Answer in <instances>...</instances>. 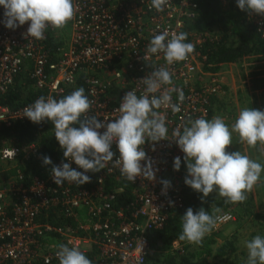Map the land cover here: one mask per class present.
Listing matches in <instances>:
<instances>
[{
  "label": "built area",
  "instance_id": "obj_1",
  "mask_svg": "<svg viewBox=\"0 0 264 264\" xmlns=\"http://www.w3.org/2000/svg\"><path fill=\"white\" fill-rule=\"evenodd\" d=\"M73 4L74 17L67 22L69 37L63 28L49 26L45 38L39 40L26 38L30 22L14 30L5 27L0 6V125L30 121L23 116L26 106L40 96L59 100L69 87L85 89L93 101L90 114L101 121L116 119V109L127 91L143 94L145 85L140 79L152 71L147 63L166 66L172 73L173 85H165L161 91L175 87L185 95L179 113L156 109L166 118L169 138L178 127L182 132L188 118L209 116L210 100L221 94L223 84L219 74L202 69L206 56L197 48L205 38L193 29L198 18L196 0H169L162 12L150 7L151 0H73ZM247 14L264 37V16ZM165 30L169 38L172 33L187 32L185 42L194 44V52L172 65L166 64L163 53L149 54V60L144 61L152 36ZM51 36L60 42L54 50L47 45ZM22 71L41 94L22 106L2 103L1 97ZM171 96L178 102L176 92ZM143 148L158 171L154 181L143 177L130 181L133 199L129 202L120 201L126 194L125 178L112 162L99 172L86 173L90 182L77 185L66 181L57 186L52 167L30 179H24L21 171L2 173L16 167L17 160L37 158L36 142L0 148V264H60L55 253L61 243L91 255L92 264H150L149 232L163 229L171 213L185 204L183 178L173 168L174 158L180 156L182 164L184 153L169 140L146 142ZM112 150L118 157L115 143ZM63 162L83 171L74 161L65 158ZM163 179L171 182L166 194L162 192ZM231 218L228 213L217 216L214 229Z\"/></svg>",
  "mask_w": 264,
  "mask_h": 264
},
{
  "label": "clouds",
  "instance_id": "obj_2",
  "mask_svg": "<svg viewBox=\"0 0 264 264\" xmlns=\"http://www.w3.org/2000/svg\"><path fill=\"white\" fill-rule=\"evenodd\" d=\"M168 3L169 0H151L150 7L162 12ZM236 4L241 11L264 16V0H236ZM0 6L4 8L5 27L14 30L30 22L25 36L38 40L45 38V30L49 26L61 29L75 14L73 0H0ZM169 35L165 30L152 36L142 59L148 61L149 54L163 53L167 65L187 60L195 49L193 43L185 42L188 33H172L170 38ZM147 64L152 71L140 79L145 85L143 94L138 96L135 90L127 91L116 109L119 117L111 121H101L90 114L93 101L85 95L83 87L59 100L40 96L24 108L23 116L33 123L51 121L63 156L83 170L78 171L71 163L63 161L61 165H53L51 176L54 183L62 186L66 181L77 185L90 182L91 177L86 173L99 172L109 162L132 183L137 177L154 181L158 169L153 167L154 162L147 156L143 145L169 140L175 141L184 153L187 169L184 183L202 193L201 200L216 191L225 198V203L244 202L247 193L259 181L264 165L240 151L228 152L226 149L232 144L233 133L238 134L240 141L250 147H256L258 142L264 145V111L242 108L231 130L220 116H214L211 120L188 118L182 124V132L178 127L169 138L166 118L156 109L170 108L173 113H179L185 95L182 89L175 87L161 91L163 86L173 85L172 73L166 66L157 68L151 63ZM157 92L160 95H156ZM172 92L177 93L178 102H173ZM114 143L118 157L112 150ZM42 162L43 165H52L49 156H43ZM173 168L176 171L181 168L180 156L174 158ZM161 184L162 192L166 194L171 182L163 179ZM173 203L169 201L170 205ZM219 211L216 208L213 214H209L203 207L195 212L188 207L182 215L179 239L202 245L204 237L214 229L215 213ZM245 246L248 253L246 264H264V236H254L245 241ZM55 255L60 264H92L79 248L63 243L57 245Z\"/></svg>",
  "mask_w": 264,
  "mask_h": 264
},
{
  "label": "trees",
  "instance_id": "obj_3",
  "mask_svg": "<svg viewBox=\"0 0 264 264\" xmlns=\"http://www.w3.org/2000/svg\"><path fill=\"white\" fill-rule=\"evenodd\" d=\"M196 1L198 2V18L193 29L202 33L205 38L203 44L197 48L203 56H206L202 61L203 71L219 73L224 65L240 62L243 58H256L257 63L250 66L248 83L252 90L264 92V37L258 31L257 25L248 17L246 12L238 8L236 0ZM59 44L60 42L52 36L47 40L50 49L54 50ZM77 86H82V84ZM76 89L77 87H69L59 99ZM38 94L41 92L34 89L28 73L22 71L17 75L14 84L1 97V101L4 104L17 107L31 103ZM210 101V114L206 118L207 120H211L215 116V102L219 100L213 96ZM33 141L37 143L39 148L38 157L22 161L17 160V166L10 171H2L3 175L16 174L17 171H21L25 175L24 179H30L31 175L43 174L53 165L65 159L63 150L55 138L54 125L51 121L45 120L40 123L19 121L13 122L11 125H0V148ZM43 156H49L52 165H43ZM179 171L184 183V177L187 175L184 160ZM122 184L126 188V194L120 196V201L129 202L130 199H133L130 192L132 184L126 179L123 180ZM202 195L184 183V207L171 213L163 229L149 232L152 247L149 258L150 264H210L208 257L214 251L211 243H214L215 240L205 236L202 245H198L202 248L192 249V244L179 239L182 231V215L188 207H192L194 212L203 207L209 214H213V210L216 208L222 209L224 207L227 210V206H230L228 203L219 202L213 198L205 197L201 200ZM241 210V212H246L245 209ZM256 215L260 221H264V213ZM52 217L54 219V216ZM60 221L59 219L56 220L59 224ZM174 241H179L183 245L182 248L172 250L171 246ZM236 250L235 240H227L215 251L217 255L224 257L227 264H246L247 259H241L236 254ZM87 257L91 258V255H87Z\"/></svg>",
  "mask_w": 264,
  "mask_h": 264
},
{
  "label": "rangeland",
  "instance_id": "obj_4",
  "mask_svg": "<svg viewBox=\"0 0 264 264\" xmlns=\"http://www.w3.org/2000/svg\"><path fill=\"white\" fill-rule=\"evenodd\" d=\"M63 29L65 35L69 37L71 31L69 24L67 23ZM254 63H257L256 58H243L240 62L224 65L222 71L217 73L222 80L223 90L217 96L219 101L215 102V116L222 117L230 130L242 108L252 107L264 111V92H255L248 83L250 66ZM226 151H240L264 165V145L258 142L256 147H250L246 142H241L236 133L232 134V144L227 147ZM207 198L225 202V198L220 197L216 191L210 193ZM228 204L230 206H227V210L222 207L215 216L228 213L232 214L233 218L219 223L217 229H213L210 234L206 235L215 240L214 243H211L214 251L208 257L210 264H227L224 257L217 255L215 251L227 240H235L236 254L246 260L248 253L245 241L251 240L256 235L264 236V221H260L256 215L264 213V171L261 172L260 179L252 191L247 193V199L244 202ZM241 209H245L246 212H241ZM175 242L178 245H175ZM175 242H172V250H175L176 247L182 248L183 245L179 241ZM195 248L202 247L193 245L192 249Z\"/></svg>",
  "mask_w": 264,
  "mask_h": 264
},
{
  "label": "crops",
  "instance_id": "obj_5",
  "mask_svg": "<svg viewBox=\"0 0 264 264\" xmlns=\"http://www.w3.org/2000/svg\"><path fill=\"white\" fill-rule=\"evenodd\" d=\"M255 92H257V91H255Z\"/></svg>",
  "mask_w": 264,
  "mask_h": 264
}]
</instances>
